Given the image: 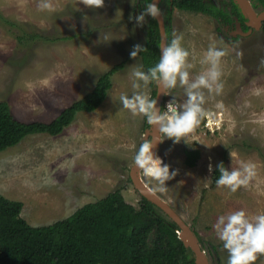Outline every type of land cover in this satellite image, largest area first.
<instances>
[{
  "label": "rangeland",
  "instance_id": "374dc122",
  "mask_svg": "<svg viewBox=\"0 0 264 264\" xmlns=\"http://www.w3.org/2000/svg\"><path fill=\"white\" fill-rule=\"evenodd\" d=\"M50 3L52 10L42 11L39 0H0L4 20L20 25L27 35L39 36L20 45L12 29L0 21V103L19 122L50 123L90 92L97 79L113 72L96 110L78 112L56 135L30 134L0 153V195L22 203L20 215L34 227L64 220L109 195H115L112 204L117 210H136L140 195L129 171L140 145L150 141L147 118L133 115L119 100L121 94L138 91L132 87L133 70L145 71L139 56L130 57L133 45L145 41L148 16L142 26L135 20L144 6L137 0H104L100 8L84 0ZM179 17L173 37L182 36L181 44L190 53V81L208 68L201 61L214 45L226 53L220 61L223 88L219 94L201 89L208 114L184 137L187 143H173L160 131L156 153L178 170L166 182L167 190L159 191L155 179L142 169L139 173L195 234L208 262L227 264L228 252L213 227L218 216L240 209L249 217L264 214V28L231 47L216 39L214 21L191 13ZM140 83L139 90L151 97L150 82ZM166 91L162 112L170 96L179 103L186 99L179 81ZM185 150L199 152L195 166H185ZM221 161L230 170L250 162L255 175L235 192L218 187L213 180ZM255 264H264V255L258 254Z\"/></svg>",
  "mask_w": 264,
  "mask_h": 264
},
{
  "label": "trees",
  "instance_id": "16d2710c",
  "mask_svg": "<svg viewBox=\"0 0 264 264\" xmlns=\"http://www.w3.org/2000/svg\"><path fill=\"white\" fill-rule=\"evenodd\" d=\"M174 4L180 10L214 15L215 9L201 0H174ZM0 21L12 29L20 45L39 38L27 35L20 25L1 15ZM159 42V29L151 17L143 44L146 50L138 55L146 72L159 61ZM112 72L97 79L90 92L50 123L19 122L0 103V153L30 134L56 135L78 112L96 110L110 88ZM154 83L150 82L151 99L156 95ZM184 154L185 166H195L199 152L185 150ZM218 176L216 169L213 182ZM114 196L85 204L64 220L34 227L21 217L22 203L0 195V264H195L192 252L178 238V227L165 220L152 203L140 197L136 210H117L112 204Z\"/></svg>",
  "mask_w": 264,
  "mask_h": 264
},
{
  "label": "clouds",
  "instance_id": "9594fccd",
  "mask_svg": "<svg viewBox=\"0 0 264 264\" xmlns=\"http://www.w3.org/2000/svg\"><path fill=\"white\" fill-rule=\"evenodd\" d=\"M132 2V0H131ZM84 3L95 8L104 5V0H84ZM40 10H52L50 0H39ZM162 11L156 3H147L144 10L135 16L137 25L142 26L146 16L152 18L161 17ZM133 17L130 15L129 19ZM183 37L175 36L171 43L162 48L159 61L150 67L147 72L136 68L132 72L134 77L132 87L137 89L131 96L121 94L119 97L125 109L133 115L143 114L149 124L157 126L167 139L173 143H180L187 134L197 127L201 120L208 114L203 108L205 97L202 88L209 92L219 94L223 84L220 81V61L226 54L223 49L210 45L201 63L207 64L208 68L194 80L189 79V69L193 67L189 62V51L181 44ZM146 47L141 44L133 45L130 57L136 58ZM148 85L155 81L163 85L164 94L168 96L167 89L177 86H185L186 99L179 103L174 96H170L165 105L166 111L157 107V99H151L147 93L140 91L142 85ZM222 107V105H217ZM154 145L145 140L139 147L134 157L135 165L142 169L146 176L157 181V189L161 192L167 190V181L176 177L178 170L171 169L163 158L153 151ZM219 176L215 179L218 187H227L231 192L237 191L241 186H247L255 175V166L250 162H241L236 169H229L221 161L216 166ZM208 172H213V165L208 164ZM209 179H211L209 177ZM217 237L223 242V248L228 252L227 264H255L258 254L264 255V214L249 217L243 209L227 215L218 216L213 225ZM179 233V230H178Z\"/></svg>",
  "mask_w": 264,
  "mask_h": 264
},
{
  "label": "flooded vegetation",
  "instance_id": "af4514ba",
  "mask_svg": "<svg viewBox=\"0 0 264 264\" xmlns=\"http://www.w3.org/2000/svg\"><path fill=\"white\" fill-rule=\"evenodd\" d=\"M138 3L143 7L147 4L146 0H137ZM249 6L258 14L264 11V4L258 0H247ZM151 2V0L149 1ZM201 2L207 3L215 10L214 15L202 13L199 11H184L177 8L174 4V0H159L157 5L162 11L161 19L163 22L164 32L166 36V46L171 43L174 38L173 34L176 32L175 21L178 20L180 13H191L194 15L204 16L216 23L214 32L216 33V39L221 42H225L231 47L244 39L250 38L255 31H259L264 28V21L258 29L249 27V20L244 17L240 8L234 0H201ZM151 16H148V22L145 32V41L147 37V30L149 27V21ZM156 21V19H155ZM157 23V21H156ZM158 26V24H157ZM160 37V35H159ZM201 246V245H200Z\"/></svg>",
  "mask_w": 264,
  "mask_h": 264
},
{
  "label": "water",
  "instance_id": "95a60500",
  "mask_svg": "<svg viewBox=\"0 0 264 264\" xmlns=\"http://www.w3.org/2000/svg\"><path fill=\"white\" fill-rule=\"evenodd\" d=\"M159 0H152L153 3H158ZM235 3L240 8L242 14L244 15L247 20H249V27H253L255 29H258L261 26V23L264 21V11L260 13H256L250 6L247 0H244L246 4L248 5V9H245V7L238 4V0H234ZM262 15V16H260ZM158 24L159 29V35H160V42H159V54L161 55V51L163 47H166V36L164 32L163 22L161 17L155 18ZM164 87L163 85L156 82V95L154 99H157V107H161L163 95H164ZM151 125V124H150ZM160 130L157 126L151 125L149 128V131L146 132V139L150 137V141L153 143L154 148L153 151L156 152V149L158 147L159 139H160ZM141 170L136 165H133L130 168L129 171V178L130 181L139 193L140 197L146 199L150 203H152L156 208H159L162 210L169 218L170 220L178 227V230L180 231L178 233V238L183 244V246L186 249H189L193 254V259L195 264H210L204 254V252L201 250V246L199 245V242L197 240V237L195 234L188 228V226L183 222V220L180 218L176 212L171 209L167 203L162 201L155 193H153L144 183L142 184L139 182L137 178V171ZM185 229L188 232V235L191 236L193 240V245L191 243H187L185 239Z\"/></svg>",
  "mask_w": 264,
  "mask_h": 264
},
{
  "label": "bare ground",
  "instance_id": "6f19581e",
  "mask_svg": "<svg viewBox=\"0 0 264 264\" xmlns=\"http://www.w3.org/2000/svg\"><path fill=\"white\" fill-rule=\"evenodd\" d=\"M238 4H240L241 6L245 7V9H248V5L246 4V2H244V0H238ZM260 16H262V15H260ZM140 171L141 170L137 171V178H138L139 182H141L143 184V181L141 180L140 173H139ZM184 232H185L186 242L187 243H191L193 245V240H192L191 236L188 235V232H187L186 229H185Z\"/></svg>",
  "mask_w": 264,
  "mask_h": 264
}]
</instances>
